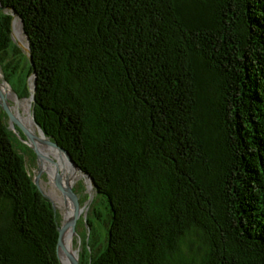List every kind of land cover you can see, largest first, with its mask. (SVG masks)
Instances as JSON below:
<instances>
[{"label": "trees", "instance_id": "trees-1", "mask_svg": "<svg viewBox=\"0 0 264 264\" xmlns=\"http://www.w3.org/2000/svg\"><path fill=\"white\" fill-rule=\"evenodd\" d=\"M3 4L4 73L30 95L12 82L17 11L35 116L107 201L106 240L88 258L86 240L82 264H264V0ZM9 118L0 104V264H63Z\"/></svg>", "mask_w": 264, "mask_h": 264}, {"label": "water", "instance_id": "water-1", "mask_svg": "<svg viewBox=\"0 0 264 264\" xmlns=\"http://www.w3.org/2000/svg\"><path fill=\"white\" fill-rule=\"evenodd\" d=\"M0 8L2 9H10L9 6H6L3 4V0H0ZM14 18H13V37H15V22L18 17L17 11L13 12ZM23 24V22H22ZM30 55V59L33 61V55L31 52V48L29 47L28 51ZM35 76V73L33 74ZM9 84L12 88V84L10 80L7 78L4 71L0 69V104L3 106L5 111L9 114L11 125L13 129L16 131L18 136L28 143L38 154L39 158L42 160V167L37 176L35 177V181L37 185L40 187V189L44 192V194L49 197L55 207L56 216H59V210H58V204L57 201L49 194L47 193L41 186L40 178L45 170L46 162H50L54 164L57 168V178H55V181L52 177L51 172V178L52 181L56 183L58 188L62 190L65 200L67 202V205H71V210H69L68 215L66 216V220L64 222L59 221V245H58V251L59 256L63 264H67V262L63 259L62 251H66L69 256L70 264H82L81 261V251H83L84 248V238L81 237L79 230H78V221L81 213L84 209H86V206H89L91 204L93 195L92 191L89 194L88 203L85 206V208L82 206V201L79 196V194L74 190L73 185L70 183V180L67 179V185L63 184L64 179V170H62L60 164H58L56 159H59V157L54 158L52 155L48 156L47 154L43 153L42 148L40 147L39 142H44V144L49 145L50 147H55L60 150V152H64L65 155L69 158L72 166L76 169V171H80L81 174L85 175L90 181H91V188L92 190L96 189V183L94 177L91 175V173L87 170H85L73 157L70 150L66 148L65 146L61 145L58 141L50 137L46 131L43 129L41 123L37 120L35 116V104H36V85L37 82L34 81V86H30L31 89V95H32V103H31V109L33 113V118L39 128V133L35 132L23 119L19 116L17 113V109L15 108V105L12 103L10 97L7 95V91L3 88L4 84ZM16 94L19 95L18 91L15 90ZM23 132V133H22ZM63 178V179H62ZM67 233H70V236L74 240L75 237H78L77 239V248L75 250L71 249V247L67 244Z\"/></svg>", "mask_w": 264, "mask_h": 264}, {"label": "rangeland", "instance_id": "rangeland-1", "mask_svg": "<svg viewBox=\"0 0 264 264\" xmlns=\"http://www.w3.org/2000/svg\"><path fill=\"white\" fill-rule=\"evenodd\" d=\"M14 41H16L17 44H19V47L22 49L21 55L22 57V66H20L19 71L16 72V74L12 77V82L17 86V88L21 89L23 85H29V87L34 86V75L29 73L30 70V55L28 53L29 51V39L27 34L24 31L22 21L19 17H17V20L15 22V37ZM0 69L3 71L2 66L0 65ZM22 81V86L20 85V81ZM12 84V83H11ZM15 92V88H12ZM18 91V90H17ZM31 92V90H30ZM16 93V92H15ZM19 93V91H18ZM32 94V93H31ZM28 96H18V99L15 97L10 98L12 103L15 105V107H19L20 103L22 104V112L24 114H28V112H25V108L32 103V95ZM10 117V116H9ZM10 126L11 125V120L9 118ZM28 125V124H27ZM37 128V133H39V128L35 124ZM13 128V127H12ZM15 131V130H14ZM16 133V131H15ZM17 134V133H16ZM18 135V134H17ZM19 144L21 148L26 152L27 160L30 169L32 170L33 174H38L39 173V168L37 164L36 157L34 156V153H32V149L30 146H26L24 141L19 140ZM52 155L56 156L53 152L51 153ZM57 157V156H56ZM65 178L67 179L69 176L67 173H65ZM70 178L73 179L72 185L79 187L77 188L79 196L84 197L82 198V201L85 202L87 205L88 203V196L92 191V203L91 207L86 206L85 211L91 214V221H92V228H89L86 216L88 213H85L84 216L80 219L79 221V233L82 238H84V245H86V240L88 242V247L85 249V253H87L86 258H88L89 255V250L94 248L97 244V242H100V245H102L107 236V231H108V224H107V216H108V208H107V201L104 200V196L101 194L98 196L97 190H92L91 188V181L83 174L77 173L74 174L73 172H70ZM40 183L42 188L49 193L56 201L58 204V210H59V219L61 222H64L66 220V216L68 215L69 210L71 209L69 207V204L67 206V202L65 200L63 192L58 188L56 183L54 181H50V179L45 175L43 178H40ZM85 200V201H84ZM67 235H70V233H67ZM77 239L78 237L74 238V249L77 248ZM185 243V248H187L188 251H190V246L188 240Z\"/></svg>", "mask_w": 264, "mask_h": 264}, {"label": "bare ground", "instance_id": "bare-ground-1", "mask_svg": "<svg viewBox=\"0 0 264 264\" xmlns=\"http://www.w3.org/2000/svg\"><path fill=\"white\" fill-rule=\"evenodd\" d=\"M35 77H36V75L34 76V81L36 82V78ZM3 88L7 91V95L10 98L15 97L16 99H18L17 94L14 92V90L12 89V87L9 84H7V83L4 84L3 85ZM21 107H22V104L21 103H20V105H19L18 108L15 107L17 109V113L23 119V121H25L35 132H37V128L35 126L36 122H35V120L33 118V113H32L31 106L28 105L25 108V112H28V114H24L22 112V108ZM39 144H40V147L42 148L43 153L47 154L48 156H51L52 155L51 153L53 152L57 157H59V159H56V160H57L58 164H60L62 170H64V174L63 175H65V173H67L68 176H69L67 179H69L70 180V183L72 184L73 183V179L70 178V172H73L74 174H77V172H76V169L72 166L69 158L65 155V153L64 152H60V150L58 148H55V147L52 148L49 145L44 144V142L43 143L42 142H39ZM27 145H29V144L27 143ZM52 156L54 158H56L54 155H52ZM49 166H50L51 171H52V177H53V179L55 181V178H57V168H56V166L54 164H49ZM36 176H37V174L36 175L34 174V178ZM67 179L64 176L63 184L67 185ZM74 190L78 193V190L77 189L74 188ZM93 202H94V200H93ZM93 202H91V205H92ZM85 204H86L85 202L82 203V206L84 208L86 206ZM91 205H89V207H91ZM70 208H71V206H70ZM85 213H88V212H86L85 209H84L83 212L81 213L80 217H79V220L84 216ZM87 216H86V219H87ZM67 236H68L67 237V244H68V246L71 247V249L75 250L74 249V245H73L74 240L72 239V237L70 235H67ZM83 252H84V248H83V251H81V255L83 254ZM62 256H63V259L67 262V264H70L69 256H68V253L66 251H64V250L62 251Z\"/></svg>", "mask_w": 264, "mask_h": 264}, {"label": "flooded vegetation", "instance_id": "flooded-vegetation-1", "mask_svg": "<svg viewBox=\"0 0 264 264\" xmlns=\"http://www.w3.org/2000/svg\"><path fill=\"white\" fill-rule=\"evenodd\" d=\"M32 150V153H34V156L36 157V160L38 161L37 162V164H38V168L41 170V165H42V160L39 158V156H38V154L36 153V151L32 148V147H30ZM49 164H52V163H48V162H46V165H45V170L46 171H44L43 172V174H42V176H41V178H43L45 175L50 179V181H52V178H51V168H50V166H49ZM39 170V171H40ZM51 171V172H50ZM78 174L80 173V171H76ZM79 187V185H77V186H74L73 185V188H75V189H77ZM65 197V196H64ZM81 198V201H82V198H84L83 196L82 197H80ZM88 198H89V195H88ZM85 201V200H84ZM82 203H83V201H82ZM68 206V205H67ZM71 205L69 204V207H70ZM80 221V220H79ZM79 221H78V226H79Z\"/></svg>", "mask_w": 264, "mask_h": 264}]
</instances>
